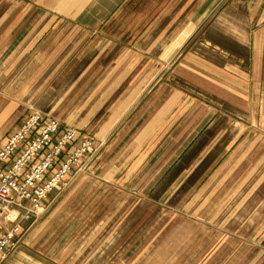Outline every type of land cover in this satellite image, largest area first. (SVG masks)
Here are the masks:
<instances>
[{
  "label": "crops",
  "instance_id": "0c3cea01",
  "mask_svg": "<svg viewBox=\"0 0 264 264\" xmlns=\"http://www.w3.org/2000/svg\"><path fill=\"white\" fill-rule=\"evenodd\" d=\"M34 110L96 145L0 264H264V0H0V147Z\"/></svg>",
  "mask_w": 264,
  "mask_h": 264
},
{
  "label": "built area",
  "instance_id": "2783aa9c",
  "mask_svg": "<svg viewBox=\"0 0 264 264\" xmlns=\"http://www.w3.org/2000/svg\"><path fill=\"white\" fill-rule=\"evenodd\" d=\"M76 138L75 128L60 133L58 119L43 121L34 110L0 147V263L44 214L51 192L69 174L86 170L96 143L85 138L67 149Z\"/></svg>",
  "mask_w": 264,
  "mask_h": 264
},
{
  "label": "rangeland",
  "instance_id": "374dc122",
  "mask_svg": "<svg viewBox=\"0 0 264 264\" xmlns=\"http://www.w3.org/2000/svg\"><path fill=\"white\" fill-rule=\"evenodd\" d=\"M42 216H43V215H41V216L38 218V220H39ZM38 220H36V222H37Z\"/></svg>",
  "mask_w": 264,
  "mask_h": 264
}]
</instances>
